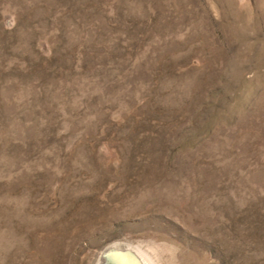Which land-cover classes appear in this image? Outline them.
Instances as JSON below:
<instances>
[{
	"label": "rangeland",
	"instance_id": "1",
	"mask_svg": "<svg viewBox=\"0 0 264 264\" xmlns=\"http://www.w3.org/2000/svg\"><path fill=\"white\" fill-rule=\"evenodd\" d=\"M0 264H264V0H0Z\"/></svg>",
	"mask_w": 264,
	"mask_h": 264
}]
</instances>
